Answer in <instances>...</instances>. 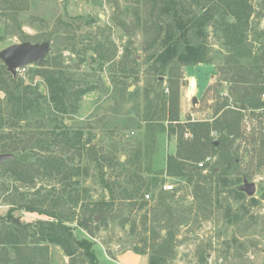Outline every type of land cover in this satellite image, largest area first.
I'll list each match as a JSON object with an SVG mask.
<instances>
[{"label":"rangeland","instance_id":"rangeland-1","mask_svg":"<svg viewBox=\"0 0 264 264\" xmlns=\"http://www.w3.org/2000/svg\"><path fill=\"white\" fill-rule=\"evenodd\" d=\"M22 2L14 4L12 10L0 9V50L23 41L39 43L48 40L52 58L55 56L54 51L61 50L58 59L61 58L62 69L66 74L71 75L79 86L86 84L91 87L78 100L75 112L62 115L54 107L45 106L46 116L37 122L39 127L35 128L33 122L27 123L29 126L26 131L31 129L41 132L45 146L52 140L49 132L54 123L72 131L83 132L77 148H68L64 139L52 148L63 152L66 159L71 157L69 165L76 169L74 178L80 182L79 189L67 184L66 190H78L81 198L77 204L68 202L63 208L64 215L77 237L94 241L98 264H147L150 250L145 244L146 238H152L153 232L165 235L168 229L163 226L170 224L176 235L174 255L168 259L167 264H264V106L243 116V138H238L231 145V156L236 162L231 163L227 181L221 184L223 191L213 206L199 209L193 198L192 184L167 176L164 172L167 154L177 149V135L168 131V121L164 120L166 130L159 132L160 121L150 123L143 119L147 101L151 99L154 102L156 94L168 92L169 78L163 75L162 82L157 83L158 74H154L149 69V63L145 62V37L143 31L134 26L133 14L129 12V9L136 7L134 0ZM253 3L254 12L247 27L248 41L252 43L253 49L262 50L264 9H261L258 1L254 0ZM136 8L143 17L141 7ZM122 21L128 24L126 28L121 26ZM218 35L211 27L207 28L206 43L211 62L183 66L180 70V122L212 120L217 107L223 105L220 113L236 105L232 82L224 80L220 71L226 50L220 44ZM102 40L111 54L110 59L104 63H100L96 52L89 47ZM66 42L70 44L68 47H65ZM72 47L74 51H71ZM127 47L129 55L125 54ZM52 58L49 62H52ZM0 63L3 64L1 60ZM35 66V63L26 65L17 74L27 82L37 84L43 99L47 100L49 93L44 78L32 74L30 70ZM186 79L193 81L192 89L185 84ZM193 96L197 97L195 103L192 102ZM3 99L4 94L0 91L1 106L4 105ZM2 130L5 138L1 142L7 143L9 129L4 127ZM58 137L60 139L61 135ZM185 137H190V133H185ZM211 138L218 140L219 133L212 131ZM18 152V155L12 152L15 158L21 159L26 154ZM117 157L124 164L130 159L132 166L129 164L121 172L119 165L115 168L105 165V159L117 160ZM206 157L210 158L206 167L214 166L221 170L222 165L217 164V155L208 154ZM4 162L0 164V216L6 214L10 201L29 199L39 205L45 201L48 205L51 195L62 187L57 179L46 177H36L32 182L16 181L9 173L2 172L7 168ZM98 162H104L103 174L97 166ZM133 170H138L145 178L156 175L164 180L149 186L147 191L150 198L146 203L138 198L136 204L131 206L126 200H116L110 205L107 216L106 213L100 215L93 222L83 220L89 214L94 200L103 195L108 199L107 190L101 186V175L107 181L124 182L127 173ZM243 178L255 182L253 195L249 196L238 189ZM163 183L173 184L176 190L175 199L169 201L171 206L185 211L184 221L177 225L175 220L159 219L162 215L156 203ZM191 206V212L187 213ZM43 207L47 208L45 205ZM14 214L22 221L49 218L47 215L23 210H15ZM104 216L106 220L99 222ZM136 244L144 254L135 252ZM127 250L141 255V258L135 261L132 254H119ZM45 264L89 263L79 250L69 256L60 246L50 244Z\"/></svg>","mask_w":264,"mask_h":264},{"label":"trees","instance_id":"trees-1","mask_svg":"<svg viewBox=\"0 0 264 264\" xmlns=\"http://www.w3.org/2000/svg\"><path fill=\"white\" fill-rule=\"evenodd\" d=\"M22 1L0 0V9L12 10L14 4L23 3ZM255 1L264 9V0ZM253 2L254 0H134L137 8H127L133 14L134 26L143 31L145 62L149 63V69L154 74H158L157 83L162 82L158 80L159 76L168 75L169 78L168 92L156 94L154 102L151 99L147 101L143 119L150 123L160 121L159 132L166 130L164 120L168 121V131L177 135V149L174 153L167 154L164 172L167 176L192 184L193 198L197 201L199 209H209L223 191L221 184L226 183L228 169H231V163L236 162L231 156V145L238 138H243L241 129L243 116L264 106V100L261 98V94L264 93V49H253L247 34L248 21L254 12ZM139 7L143 17L135 10ZM121 26L126 28L128 24L122 21ZM208 27L219 34L220 44L226 50L220 71L224 80L232 82L236 105L225 108L220 113L223 105L217 107L212 120L183 123L180 122L178 110L180 70L183 66L211 62L206 43ZM65 44V47L70 45L69 42ZM104 44L106 43L102 40L89 46L96 52L100 63L109 60L111 55ZM125 50V54L129 55L128 47ZM71 51H74L73 47ZM53 53H55L53 58L48 53L42 61L35 63V68L30 69L32 74L44 78L49 93L47 100L43 99L37 84L27 82L19 74L12 75L6 70L5 65L0 63V91L3 92L5 99L3 106L0 103V152L15 151L17 155L18 151L26 153L24 157H20L21 159L15 158L12 153V158L3 161L7 168L2 172L9 173L13 179L20 182H32L36 177H46L62 183V187L49 196L48 205L45 201L39 205L38 202L29 199L9 202L6 214L0 216V264H45L50 244L60 246L69 256L79 250L89 264H98L93 248L94 241L77 237L64 215L63 208L68 202L77 204L81 198L78 190L76 192L66 190L67 184L79 189L80 182L74 178L77 174L76 169L69 165L71 157L66 159L63 152L52 148L63 142L61 139L68 143V148H77L83 132L72 131L54 123L49 132L52 140L45 146L41 132L31 129L26 131L29 126L27 123L33 122L35 128L39 127L37 122H41L46 116V107H54L62 115L75 112L80 97L91 90L89 85L79 86L72 76L62 69L61 58L58 59L60 49ZM51 58L52 62H49ZM22 122L25 124L22 125ZM4 127L9 129L7 143L1 142L5 138L2 130ZM212 131L219 133L218 140L211 138ZM187 132L190 133V137H185ZM21 143H25L23 147L20 146ZM208 154L217 155V164L222 165L221 170L214 166L206 167V164L203 167L198 166ZM119 159V157L117 160L105 159V165L113 168L119 165L120 171L124 172L126 166L133 164L130 159L125 164ZM103 163H97L101 172ZM127 174L124 182L107 181L101 175V186L107 190L108 199L103 195L94 200L89 214L83 220L93 222L95 215L106 213L107 216L110 205L116 200H126L131 206L136 204L138 198L145 200L146 203L148 200L144 195L148 193L149 186L157 185L164 180L156 175L145 178L138 170ZM175 195L176 190L164 191L160 188L156 204L162 215L159 219L175 220L177 225L184 221L185 211L171 206L169 201H173ZM188 209L186 212L190 213L192 206ZM15 210L37 212L49 218L22 221L14 214ZM106 216L99 222H104ZM163 227L168 229L165 235L153 232L152 238H146L145 244L150 250L147 264H167L168 259L174 255L175 231L171 224ZM134 249L135 252L144 254L137 244Z\"/></svg>","mask_w":264,"mask_h":264},{"label":"water","instance_id":"water-1","mask_svg":"<svg viewBox=\"0 0 264 264\" xmlns=\"http://www.w3.org/2000/svg\"><path fill=\"white\" fill-rule=\"evenodd\" d=\"M50 51V42L44 40L39 43H32L30 41H23L20 43L11 44L2 50H0V60L6 66V70L12 75H16L18 69L38 63L42 61ZM163 76H159L158 80H162ZM185 84L189 86V80H185ZM197 100L196 96H193L192 102L195 103ZM12 158V153L1 152L0 153V163L5 160ZM240 191L245 192L247 195L251 196L254 194L256 185L255 182L249 181L243 178L242 184L238 187ZM100 215H95L94 220L97 221Z\"/></svg>","mask_w":264,"mask_h":264},{"label":"built area","instance_id":"built-area-1","mask_svg":"<svg viewBox=\"0 0 264 264\" xmlns=\"http://www.w3.org/2000/svg\"><path fill=\"white\" fill-rule=\"evenodd\" d=\"M25 67V66H24ZM24 67L20 68L21 70L24 69ZM18 69V70H20ZM262 95V99H264V93L261 94ZM209 157H206L204 160H201L199 163H198V166L199 167H203L207 161H209ZM161 189L164 190V191H168V190H174L173 189V184H170V183H163L162 186H161ZM145 199H149L150 198V193H146L144 195Z\"/></svg>","mask_w":264,"mask_h":264},{"label":"crops","instance_id":"crops-1","mask_svg":"<svg viewBox=\"0 0 264 264\" xmlns=\"http://www.w3.org/2000/svg\"><path fill=\"white\" fill-rule=\"evenodd\" d=\"M122 253L132 254V255H133V259H134L135 261H138V260L141 258V255L134 254V253L130 252L129 250H127V251H125V252H121V253H119V254L121 255ZM120 255H119V256H120ZM116 257H117V255H116ZM116 257H115V258H116Z\"/></svg>","mask_w":264,"mask_h":264},{"label":"bare ground","instance_id":"bare-ground-1","mask_svg":"<svg viewBox=\"0 0 264 264\" xmlns=\"http://www.w3.org/2000/svg\"><path fill=\"white\" fill-rule=\"evenodd\" d=\"M193 88V81L191 80L190 82H189V89H192Z\"/></svg>","mask_w":264,"mask_h":264}]
</instances>
